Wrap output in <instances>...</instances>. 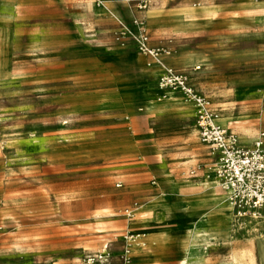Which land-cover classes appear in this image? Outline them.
Returning a JSON list of instances; mask_svg holds the SVG:
<instances>
[{"label": "rangeland", "instance_id": "374dc122", "mask_svg": "<svg viewBox=\"0 0 264 264\" xmlns=\"http://www.w3.org/2000/svg\"><path fill=\"white\" fill-rule=\"evenodd\" d=\"M0 21V264H133L168 238L165 216L180 264L188 231L202 242L216 222L189 264H264V221L235 219L204 180L196 114L158 94L141 50L168 52L247 147L264 132V0H0ZM178 183L199 192L167 194Z\"/></svg>", "mask_w": 264, "mask_h": 264}, {"label": "built area", "instance_id": "2783aa9c", "mask_svg": "<svg viewBox=\"0 0 264 264\" xmlns=\"http://www.w3.org/2000/svg\"><path fill=\"white\" fill-rule=\"evenodd\" d=\"M146 38L142 39V46ZM141 48L156 61L166 56ZM163 89H176L194 98L200 106L195 116L198 139L210 150L214 161L215 177L221 186L230 191L239 212L264 214V132L259 133L252 147L238 146L237 139L214 122V115L205 98L197 97L190 86L188 76L169 68L160 79ZM250 214V213H249Z\"/></svg>", "mask_w": 264, "mask_h": 264}, {"label": "crops", "instance_id": "0c3cea01", "mask_svg": "<svg viewBox=\"0 0 264 264\" xmlns=\"http://www.w3.org/2000/svg\"><path fill=\"white\" fill-rule=\"evenodd\" d=\"M95 7V6H94ZM76 20L78 21H83L85 19V16L82 14H78V16L75 17ZM0 23L4 24L2 21H0ZM6 25V24H5ZM168 56V55H167ZM163 64L165 65H169L171 64V61L168 60V58H163ZM160 67H155L154 68V73H159V69ZM166 68V66H165ZM162 72H160L161 74ZM157 92L161 95L164 96L163 91H160L159 89L157 90ZM187 107H189L190 109H192V107L190 105H186ZM217 117V115H215ZM216 122H218L220 125V121L216 120ZM227 129V127H224ZM251 140V139H250ZM252 145V142L249 146L250 147ZM198 185V186H197ZM171 188H175L177 190L174 191L175 194H177L178 196H187L190 195L191 193H197L199 192L198 190L200 189L199 184H195L192 186L183 184V183H178L176 186L174 187H170L167 186L166 189L167 190V194L168 192L171 193ZM217 189V188H216ZM173 200H171L170 202H165V205L169 208V209H176V211H173V214L175 215V217L180 218L179 215V205L176 200V198H172ZM223 199V197H222ZM176 200V201H174ZM175 212V213H174ZM177 213V214H176ZM259 221H264V220H259ZM259 221H253L255 223H258ZM164 225H161V227H156V228H162L161 230H165L168 231V238L161 244L158 245H146L145 248H142L140 250H136L133 253L132 256V261L134 262L133 264H171V263H175V264H180V247L177 244V240H176V234H175V230H176V226H177V222L176 220H173L172 222L167 223L166 222V216L164 217ZM220 223H227V222H216L213 223L211 225H209L207 228H205L204 231L202 232H207V236L205 237V240H203L202 242H196L193 241V237L190 239V244H191V253L190 256L188 257V262L186 264L190 263L191 257L198 255L200 252V249H202L204 247L205 244L211 243L212 238L214 237V232L216 231L218 224ZM244 224V223H243ZM156 228L151 229V231H157ZM174 229V230H172ZM208 240V241H207ZM205 243V244H204ZM210 248V247H209ZM107 247L105 246L104 250H106Z\"/></svg>", "mask_w": 264, "mask_h": 264}, {"label": "bare ground", "instance_id": "6f19581e", "mask_svg": "<svg viewBox=\"0 0 264 264\" xmlns=\"http://www.w3.org/2000/svg\"><path fill=\"white\" fill-rule=\"evenodd\" d=\"M143 55H146V54H143ZM167 55H169V54H166V56ZM160 58H156V61H154L155 62V64H157L158 65V67H160L159 68V70H160V72H162L160 75H159V77H158V89L160 90V91H164V92H169V93H178L180 96H181V98H182V100L187 104V105H190L191 107H192V111L194 112V113H197L198 112V110L200 109V106H199V104L197 103V100L196 99H194V98H189V97H187V96H185V95H183L179 90H176V89H163L162 87H161V82H160V79H161V77L166 73V71L169 69V68H165V66H164V64L163 63H161L160 62V60H159ZM159 94V93H158ZM171 96V95H170ZM179 98V97H178ZM171 100V99H170ZM174 101V100H173ZM218 116V115H217ZM214 117V122H215V124H217L218 126H220L221 128H223V129H226V128H224L223 126H221L218 122H216V116L214 115L213 116ZM232 136H234V135H232ZM244 136H246V137H248V138H241V140H240V142H241V144L243 143H245V141L244 140H250V133H246ZM252 145H253V143H252ZM252 145L250 146V147H252ZM240 146H242V145H240ZM250 147H248V148H250ZM247 148V147H246ZM204 180L205 181H207L208 183H211V184H213L214 185V187L215 188H217V189H219L220 190V192L222 193V196H223V200H224V202L228 205V207L230 208V210L232 211V215H233V217L235 218V219H237V220H249V221H259V220H264V214H260L259 216H257L256 215V213H254V212H246V211H244V212H239L236 208L238 207L234 202H233V200H232V198H231V194H230V191H228V190H226V189H224L222 186H221V184L217 181V179H216V177H215V168L214 167H210L209 169H208V171H207V173L204 175ZM198 186V185H197ZM211 202V201H210ZM212 203V202H211ZM222 204V203H221ZM217 206V205H216ZM214 208V207H213ZM250 213V214H249ZM200 219V218H199ZM231 219V218H230ZM193 225H191V227H192ZM190 227V226H189ZM193 229V228H192ZM202 231H204V230H202ZM189 232V235H190V237L192 238V232L191 231H188ZM197 232H199L200 233V231H197ZM188 239V238H187ZM205 240V239H204ZM208 241V240H207ZM212 242V241H211ZM205 244V243H204ZM105 248V247H104ZM103 251L105 252H107V250H104L103 249ZM102 254H104V253H102ZM186 256V255H185ZM103 257V256H102ZM102 259V258H101ZM105 262V261H104ZM235 262V261H234ZM185 263V262H184Z\"/></svg>", "mask_w": 264, "mask_h": 264}]
</instances>
